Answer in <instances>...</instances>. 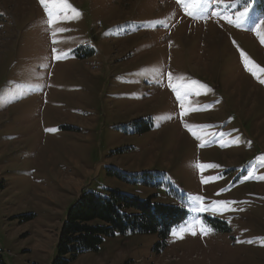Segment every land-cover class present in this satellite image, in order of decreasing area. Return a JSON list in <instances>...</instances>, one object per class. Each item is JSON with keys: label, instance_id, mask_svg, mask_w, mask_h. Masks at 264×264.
<instances>
[{"label": "rangeland", "instance_id": "rangeland-1", "mask_svg": "<svg viewBox=\"0 0 264 264\" xmlns=\"http://www.w3.org/2000/svg\"><path fill=\"white\" fill-rule=\"evenodd\" d=\"M68 2L81 15L50 29L40 0H0L5 263L51 264L78 197L116 190L185 217L164 238H104L98 252L69 264H264V72L254 76L241 57L264 69V44L252 30L264 19V0H248L250 19L239 27L227 21L244 0H202L206 18L188 15L195 0ZM58 28L67 31L53 37ZM257 30L264 35V24ZM169 73L172 83L183 76L207 88L182 108ZM208 177L217 178L203 183ZM195 195L203 205L236 203L193 213ZM194 219L212 231L173 235Z\"/></svg>", "mask_w": 264, "mask_h": 264}, {"label": "trees", "instance_id": "trees-1", "mask_svg": "<svg viewBox=\"0 0 264 264\" xmlns=\"http://www.w3.org/2000/svg\"><path fill=\"white\" fill-rule=\"evenodd\" d=\"M185 217L181 208L139 200L110 190L107 197L81 194L66 211L51 264H69L87 252H98L104 238L158 234L165 237ZM0 264H6L0 251Z\"/></svg>", "mask_w": 264, "mask_h": 264}, {"label": "snow or ice", "instance_id": "snow-or-ice-1", "mask_svg": "<svg viewBox=\"0 0 264 264\" xmlns=\"http://www.w3.org/2000/svg\"><path fill=\"white\" fill-rule=\"evenodd\" d=\"M178 3H181L182 0H177ZM40 3L42 7L44 8V11L46 13V23L49 25V28L51 29L52 25L59 23L61 21H67L70 19H76L79 18L81 13L75 9L68 0H40ZM187 9V4L184 5ZM194 11H189L188 15L193 16L195 18L196 16H201V18H206L207 13L206 11H203V2L202 0H195L193 3ZM215 15H220V13H214ZM250 19L249 17V8H248V0H244V6L243 11L238 12L234 18H229L228 23L229 24H235L236 26H241L246 20ZM162 23V22H158ZM264 24V19H261L259 23L256 24V26L252 29L256 32V35L260 39V42L264 44V35H262L257 29H259L260 25ZM67 31V29L64 28H58L52 30V35L55 37L57 32H64ZM56 41L53 40V43ZM55 52L56 50L53 49ZM241 57L244 61L245 68L248 69L254 76L257 75V72H264V69L259 68V66L255 65L252 61L249 60L247 56L244 55V53H241ZM57 59L62 58L61 56H57ZM152 71H157V69H152ZM143 74V73H142ZM169 79V87L172 89V91L176 95L177 101L180 103L181 107H184V102L186 97L190 95H197L199 94V89L207 88L206 85L202 84L200 81L186 78L183 76H177L175 77V80L177 83H172L173 77L172 74H168ZM261 83H264V80H260ZM199 110L198 107H188L184 108V112L187 113L188 111H197ZM167 119H171V116L165 117ZM190 132L194 135V137L197 140H200V147H205L207 144L204 142L202 137L197 134V131L194 127L185 125ZM198 128H205L210 127L208 125H202V126H196ZM47 131H53L52 129H48ZM214 138H210L207 143H213ZM235 143H238V141H233ZM223 147L224 144H221ZM261 160L264 161V157H261ZM194 167L204 170L206 168H214L219 167L218 165L214 164H202V163H195L193 165ZM217 177H208L206 180H202L203 183L210 182ZM251 174L245 179H250ZM260 179H264V176L259 177ZM224 189H221L220 192L217 193V195L222 194ZM190 211L193 213H201L205 211H211L214 214L222 213L224 211L230 210L229 206L233 203H236L235 201H228V200H218V201H212L207 205H203L201 202L204 201V197L201 195H195L191 196L190 198ZM199 226V230L201 234H207L211 232L212 230L210 228H207L202 220L194 219L191 222H186L185 224L179 226L178 229L173 230L174 236H180V234L189 232L193 235L196 234V227Z\"/></svg>", "mask_w": 264, "mask_h": 264}, {"label": "crops", "instance_id": "crops-1", "mask_svg": "<svg viewBox=\"0 0 264 264\" xmlns=\"http://www.w3.org/2000/svg\"><path fill=\"white\" fill-rule=\"evenodd\" d=\"M65 217V216H64ZM63 222V221H62ZM62 222H61V224H62ZM61 228V227H60Z\"/></svg>", "mask_w": 264, "mask_h": 264}]
</instances>
